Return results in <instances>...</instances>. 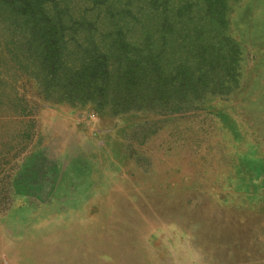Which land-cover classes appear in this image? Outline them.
Returning a JSON list of instances; mask_svg holds the SVG:
<instances>
[{
    "label": "rangeland",
    "instance_id": "374dc122",
    "mask_svg": "<svg viewBox=\"0 0 264 264\" xmlns=\"http://www.w3.org/2000/svg\"><path fill=\"white\" fill-rule=\"evenodd\" d=\"M32 1L65 51L0 0V264H264V0L230 1L237 53L203 0ZM152 53L196 79L168 106L148 85L144 110L97 107L53 76Z\"/></svg>",
    "mask_w": 264,
    "mask_h": 264
},
{
    "label": "trees",
    "instance_id": "16d2710c",
    "mask_svg": "<svg viewBox=\"0 0 264 264\" xmlns=\"http://www.w3.org/2000/svg\"><path fill=\"white\" fill-rule=\"evenodd\" d=\"M5 0H2V2ZM13 1L11 4L12 14L15 17H22L25 20L26 34L34 43L37 39L42 38L41 46L46 49V55L54 61L60 60L64 53V32L59 26L61 23L62 15L58 12H49L45 7L41 8L40 3L32 0H6L7 3ZM231 0H203L207 13L211 17V22L217 25V33L225 40L226 43L231 45L233 52L237 53V45L232 42L227 35V16L228 5ZM15 3L14 6H12ZM41 9V10H40ZM47 10V11H46ZM41 14L42 18L36 17ZM36 18V19H35ZM50 25V26H49ZM231 52V50H230ZM149 60L142 67L135 65L126 70H121L129 79L124 77L123 73H119L117 69L101 61V65L96 64L95 68L89 66H81L79 68H70L63 76H60L61 69H55L53 76L55 79L59 76L65 79L69 84L70 93L80 96L84 100H92L91 102L97 106L102 107L107 104V98L113 94L116 99V104L123 110H144L147 106L143 100L144 92L148 85H152V101L157 98L160 104H168L173 97L182 98L185 92H181L184 88L180 86L181 79L184 83H196L194 75L185 77L186 65L180 63L176 68L177 72L168 74V66L166 57L152 53ZM127 65H130V60H127ZM135 67L136 74L132 77L135 71H129ZM137 68H140L137 70ZM142 69V70H141ZM154 75V81L149 79L145 82L146 71ZM176 74V75H174ZM124 77V78H123ZM138 79L139 81H136ZM178 80V81H176ZM142 93V97L139 94ZM90 98V99H89ZM175 98V99H177ZM158 105L157 102L153 103V107ZM118 106V105H117Z\"/></svg>",
    "mask_w": 264,
    "mask_h": 264
}]
</instances>
